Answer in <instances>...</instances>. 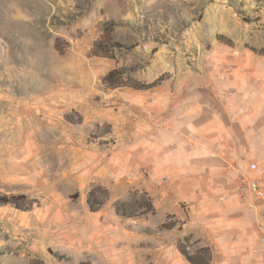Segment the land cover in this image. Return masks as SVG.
I'll list each match as a JSON object with an SVG mask.
<instances>
[{"label": "rangeland", "instance_id": "1", "mask_svg": "<svg viewBox=\"0 0 264 264\" xmlns=\"http://www.w3.org/2000/svg\"><path fill=\"white\" fill-rule=\"evenodd\" d=\"M263 49L264 0H0V198L20 206L0 203V264H157L146 254L158 242L135 237L146 192L115 201L108 176L97 181L145 104L129 94L224 75V59ZM192 245L177 242L203 260Z\"/></svg>", "mask_w": 264, "mask_h": 264}, {"label": "crops", "instance_id": "2", "mask_svg": "<svg viewBox=\"0 0 264 264\" xmlns=\"http://www.w3.org/2000/svg\"><path fill=\"white\" fill-rule=\"evenodd\" d=\"M222 65L224 75L130 93L145 104L132 105L116 135L120 149L97 179L108 176L115 201L127 199L129 188L146 192L153 211L135 220L146 230L135 237L158 242L146 254L157 264H191L177 248L185 236L191 253L196 245L209 248V264H264V195L242 182L255 177L264 192V58L245 54ZM169 216L181 221L162 238L148 233Z\"/></svg>", "mask_w": 264, "mask_h": 264}, {"label": "trees", "instance_id": "3", "mask_svg": "<svg viewBox=\"0 0 264 264\" xmlns=\"http://www.w3.org/2000/svg\"><path fill=\"white\" fill-rule=\"evenodd\" d=\"M260 52L264 54V49L261 50ZM115 73L116 72L114 70L110 71L107 74V76L104 78L105 82H107L108 84H113L114 83L113 75ZM161 79L162 78H159V82H160ZM159 82H157V83H159ZM153 85H155L154 82H152L150 84H146L145 86H147L146 88H149V87H151ZM95 192H96L95 189H91V191L89 193V197L87 199L89 207H90V209L92 211L97 210L101 206V204L103 203V201L102 202H97L96 198H92V196L95 194ZM13 199H17V197L11 196L9 198H0V203H3V204H5V203H13L15 206L20 208L19 204L17 202H14ZM124 205H125L124 202H116L115 203L116 212L121 214L122 216H131V215H133V213L131 214V213H128V212H126L124 210ZM150 210H153V206H152L151 203H148V205L145 207L144 211L146 212V211H150ZM179 251L185 256V258L191 264H209V262H210V250L207 247L200 248V251L206 253V255H207L201 261H199L198 258H196L197 255H198V252L195 253V255H192V254L188 253L187 251H185V249L180 248V247H179ZM81 264H83V263H81Z\"/></svg>", "mask_w": 264, "mask_h": 264}, {"label": "built area", "instance_id": "4", "mask_svg": "<svg viewBox=\"0 0 264 264\" xmlns=\"http://www.w3.org/2000/svg\"><path fill=\"white\" fill-rule=\"evenodd\" d=\"M255 168H256L255 163L250 164V169L254 170ZM242 182L250 193L255 194L257 196L264 195V192L260 188L258 184V180L255 177H243ZM262 241H264V238L262 239Z\"/></svg>", "mask_w": 264, "mask_h": 264}]
</instances>
